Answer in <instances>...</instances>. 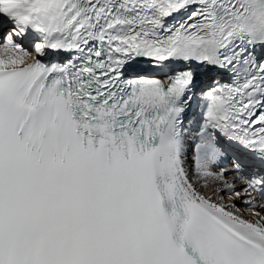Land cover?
<instances>
[{
	"label": "snow or ice",
	"instance_id": "6c2138e0",
	"mask_svg": "<svg viewBox=\"0 0 264 264\" xmlns=\"http://www.w3.org/2000/svg\"><path fill=\"white\" fill-rule=\"evenodd\" d=\"M0 264H264V0H0Z\"/></svg>",
	"mask_w": 264,
	"mask_h": 264
},
{
	"label": "bare ground",
	"instance_id": "6f19581e",
	"mask_svg": "<svg viewBox=\"0 0 264 264\" xmlns=\"http://www.w3.org/2000/svg\"><path fill=\"white\" fill-rule=\"evenodd\" d=\"M241 211H243L244 214L247 215L250 210L249 209H241Z\"/></svg>",
	"mask_w": 264,
	"mask_h": 264
},
{
	"label": "clouds",
	"instance_id": "9594fccd",
	"mask_svg": "<svg viewBox=\"0 0 264 264\" xmlns=\"http://www.w3.org/2000/svg\"><path fill=\"white\" fill-rule=\"evenodd\" d=\"M25 59L26 60H30L31 59V56H26Z\"/></svg>",
	"mask_w": 264,
	"mask_h": 264
}]
</instances>
